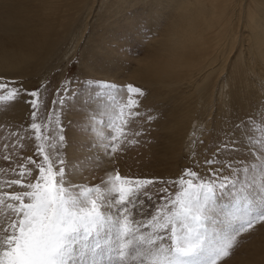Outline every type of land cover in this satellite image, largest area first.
Masks as SVG:
<instances>
[{"label":"snow or ice","instance_id":"obj_1","mask_svg":"<svg viewBox=\"0 0 264 264\" xmlns=\"http://www.w3.org/2000/svg\"><path fill=\"white\" fill-rule=\"evenodd\" d=\"M175 7L176 0H157L149 21L137 25L141 47L164 28ZM42 54L38 42L23 47L5 41L3 48L6 68ZM124 66L132 68L127 60ZM135 70L147 72L146 62ZM73 82H61L52 104L61 112L79 113L78 142L91 169L81 162L70 165L65 157L66 128L73 121L65 125L58 115L53 130V107L47 124L39 122L41 89L48 84L29 89L22 80L0 76V104L22 103L30 109L26 127L41 142L36 155L42 158L22 155L27 137L18 132L13 133L17 142L4 145L9 178L0 179V208L6 207L4 215L10 218L0 223V264H239L246 245L264 232V93H258L250 112L235 118L229 112L221 119L211 149L204 139L192 140L191 164L176 179L128 176L116 167L90 183L86 172L106 159L115 164L127 147L150 143L145 139L150 129L138 127L137 121L150 126L160 117L143 112L149 93L142 87L85 77L79 81L83 99L72 104L80 94ZM195 145L204 150L202 161ZM16 147L21 155L13 163ZM203 166H208L204 175ZM4 172L0 168V175ZM222 197H230V204H218Z\"/></svg>","mask_w":264,"mask_h":264},{"label":"bare ground","instance_id":"obj_2","mask_svg":"<svg viewBox=\"0 0 264 264\" xmlns=\"http://www.w3.org/2000/svg\"><path fill=\"white\" fill-rule=\"evenodd\" d=\"M133 1L142 5L141 14L148 22L157 0ZM6 3L14 6L5 9ZM108 3L110 7L101 13ZM133 3L127 0H0L3 27L0 67L6 66L5 41L9 46L23 47L38 42L43 47L39 59L9 68L19 73L15 77L30 75L38 64L62 49L66 38L92 15L96 4L98 9L94 14L102 19L97 28L110 36L117 29L125 31L131 25L125 12L127 8L131 11ZM169 34L172 39L168 38ZM152 40L148 53L139 61L140 65L146 62L147 72L135 70L131 77L150 89L156 100L162 101L164 96L174 99L175 113L167 117L163 131L169 144L178 145L177 153H181L182 145L192 151L190 142L195 139L196 130L200 131L202 116L210 115L223 86H227L221 81L224 71L227 75L237 74L235 64L244 63L261 77L264 88V0H176L168 22ZM188 137L189 142H184ZM172 149L169 147V151Z\"/></svg>","mask_w":264,"mask_h":264},{"label":"rangeland","instance_id":"obj_3","mask_svg":"<svg viewBox=\"0 0 264 264\" xmlns=\"http://www.w3.org/2000/svg\"><path fill=\"white\" fill-rule=\"evenodd\" d=\"M127 1H131L132 3L135 2L133 0ZM105 5L100 11L101 13L110 7V3ZM97 9L98 5L96 4L95 11H97ZM142 10V5L136 2L135 4L133 3L131 11L127 8L125 15L129 14L127 19H129L131 25L126 27L124 29L125 31L117 29L113 32V36H110L108 32L101 31V28H97V26L101 24L100 22H102V19L101 16L99 17L100 19H97L98 15H95L94 13L96 12L94 11L89 18L83 20L84 22L71 32L69 39L66 38L64 41L62 49L60 47L56 50L57 54L55 53L54 56L47 57L45 61L38 64L28 76L23 75V77H15L13 76L14 74H19L14 70L15 68L9 69L6 68V66L0 67V76L22 80L29 89L37 87L40 82L48 84L46 90L41 89L42 103L38 113L40 118L39 122L47 124L48 110L53 107L57 109L56 112L52 113L50 127L53 130L56 128L55 121L58 115L65 125L68 124V121H73V125L66 128L69 145L65 149L64 154L70 165L81 162V167L89 169H91L93 165L85 158L87 154L81 150L78 142L79 133L76 127V121L80 119L79 113L75 110L69 111L67 108L64 112H61L58 105H53L52 100L58 99V97L54 95L55 89L58 88L65 79L74 78L71 87L73 89H78L80 94L75 100L71 101L72 104H76L83 99L84 89L82 83H79V81H82L85 77L108 80L121 85L132 83L148 91L149 95L142 101L143 112L160 118L154 120L150 126L142 121H137V125L138 127L150 129L145 138L149 140L150 143L145 144L142 141V144L138 147H127L125 152L117 154L115 164L111 160H104L100 168L94 172L88 171L85 173L90 183H96L97 180L104 175L106 170L116 167L120 169L123 175L158 177L165 180H174L180 176L185 167L191 164V160L188 158L190 150L184 148V145H182L181 153L180 151L177 153L179 150L178 145H176L175 142L169 144L166 140L167 136L163 131L164 127H167V117H171L173 113H175V104L172 105L174 99L164 96L165 98L162 99V101L156 100L152 96V91L150 89H147L144 85L131 77L135 69L140 66L139 61L148 53L153 41L151 39L147 42L146 47H141V40L137 35L136 28L137 25L143 26V24L147 23L143 18L144 15L141 14L143 13ZM100 12L99 14H101ZM130 16L131 19H133L132 21L129 18ZM104 26L107 25L105 24ZM1 35H3V27L0 25V49L2 48ZM107 35L109 36L106 37ZM137 52L140 53L138 57L136 56ZM101 58L103 60H101ZM125 60L132 66L131 70L124 66ZM230 60H233V57ZM69 61H72V63L70 64ZM235 69L238 72L237 74L231 72L227 75L225 71L223 72V79H221V81L222 84L224 83L227 85L226 87L223 86L225 91L223 90L217 104H214L215 106L210 109V112L212 111L210 115L202 116L203 123L200 126V131L197 132L196 130L193 135L195 139H204L208 149L213 147V137L219 134L221 119L229 112L233 113V118L250 112L256 107L257 101L260 99L258 93H264L262 92L264 88H262L261 77L247 69L244 63L243 65L240 63L235 64ZM149 109L151 110L150 113L148 111ZM29 113L30 109L22 103L15 106L0 104V168L5 170L4 174L0 175V179L9 178V173L7 171L8 164L3 160L4 155H6L9 150H6L4 145H11L17 142V138L13 133L18 132L20 136L27 137V139L23 141V156H32L34 159L42 160L40 156L36 155L37 144L41 142L35 141L32 133L26 127L31 122ZM213 128H215L216 131L213 132V136L210 137L207 135V132L212 131ZM193 129L194 127L191 128L192 131ZM45 134H48L47 128H45ZM184 142H189V137L185 139ZM169 147H173L172 151H169ZM45 148L47 150L46 143ZM195 150L198 159L201 161L205 159L204 150L200 145H196ZM12 151L14 156L13 163H15L16 160L20 159L21 149L16 147ZM52 155L55 160L56 156L54 151ZM208 156H211L210 151L208 152ZM23 162L27 163V161ZM72 170L73 169L70 167L69 171ZM207 170L208 166L200 168L202 175L206 174ZM230 199V197H222L218 200V204H230ZM7 212L8 209L6 207L0 208V223L10 218L4 215ZM239 264H264V232L257 233L251 242L246 245V254L240 260Z\"/></svg>","mask_w":264,"mask_h":264}]
</instances>
